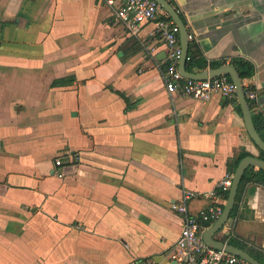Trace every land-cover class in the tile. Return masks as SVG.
Masks as SVG:
<instances>
[{
  "label": "crops",
  "instance_id": "crops-1",
  "mask_svg": "<svg viewBox=\"0 0 264 264\" xmlns=\"http://www.w3.org/2000/svg\"><path fill=\"white\" fill-rule=\"evenodd\" d=\"M170 1L208 61L253 63L241 80L264 134V0ZM166 63L154 24L133 35L104 0H0V264H174L170 204L260 150L236 97L171 96ZM231 216L215 237L264 263V186L246 183Z\"/></svg>",
  "mask_w": 264,
  "mask_h": 264
},
{
  "label": "built area",
  "instance_id": "built-area-1",
  "mask_svg": "<svg viewBox=\"0 0 264 264\" xmlns=\"http://www.w3.org/2000/svg\"><path fill=\"white\" fill-rule=\"evenodd\" d=\"M112 14L129 33L136 35L144 23H153L166 51L167 63L164 69V87L169 95H181L200 101H208L214 94L227 99L236 97V87L226 74L213 78L193 79L184 76L178 69L182 49L179 40V26L168 12L155 0H104ZM188 39L193 37L188 34ZM244 88V87H243ZM250 104L256 92L250 87L244 89ZM264 131V128H263ZM60 165V159H55ZM232 182V173H225L216 188L207 191H183L181 200L170 204V208L182 216L179 234L172 244L168 257L177 264H252L246 259L207 244L203 231L223 212L227 193ZM194 197L210 199L211 202L197 215L188 211V200Z\"/></svg>",
  "mask_w": 264,
  "mask_h": 264
},
{
  "label": "water",
  "instance_id": "water-1",
  "mask_svg": "<svg viewBox=\"0 0 264 264\" xmlns=\"http://www.w3.org/2000/svg\"><path fill=\"white\" fill-rule=\"evenodd\" d=\"M155 1L162 5V7L168 12L169 16L179 26V40L182 49V54L178 66L179 71L184 76L193 79L213 78L221 74L228 75L230 80L234 83L236 87V98L242 113L245 129L254 144L258 147L259 150L264 153V139L261 137L254 124L251 105L245 96L243 83L235 66L231 63H226L216 68H208L200 71H188L186 69V60L188 56L189 47V39L187 37L189 33L187 27L185 26L181 15L178 13L177 9L170 0ZM248 167H255L257 169L263 170L264 172V158H260L259 156L251 154L243 157L239 161L234 172L232 173V182L227 193L223 212L217 220H215L203 231V239L207 244L216 248L223 247L227 251L246 259L252 264H264L247 250L232 245L222 239H217L215 237V233L217 231H222L223 235L228 236L231 233V230L233 229V223L235 219L231 215L236 201L237 190L241 182L242 176ZM253 182L264 186V178L255 179ZM174 264L177 263L174 262Z\"/></svg>",
  "mask_w": 264,
  "mask_h": 264
},
{
  "label": "trees",
  "instance_id": "trees-1",
  "mask_svg": "<svg viewBox=\"0 0 264 264\" xmlns=\"http://www.w3.org/2000/svg\"><path fill=\"white\" fill-rule=\"evenodd\" d=\"M224 62H225V60L208 61L205 58V56L203 55V53L201 52L198 44L193 40L190 41L189 47H188V56H187V60H186V69L188 71H193L194 69L203 70L207 67L216 68ZM230 62L235 66V68L238 71L241 79L248 78V77L253 75L254 65L251 61L244 59V58H232L230 60ZM228 78H229V76H228ZM72 79H73L72 76L55 78L51 82V85L54 86V85H56L58 83H62V82H65V83L71 82ZM244 89L246 90V86H244ZM236 107H237L238 111L241 112L238 104ZM253 121H254V124H255L258 132L260 133L261 137L264 139V134L262 133V131L260 129L261 125L263 124L262 119L259 116H253ZM247 155H251V153L245 149H240V151L235 156L228 159V161L226 163L227 171L230 173H233L237 164L239 163V161ZM259 157L264 158V153L261 150H260ZM259 178H264L263 170L255 169L254 167H248L246 169V171L244 172V174L242 176L241 182L238 186L236 201H235L233 211H232L233 213L238 209V203L240 201V198L242 196V193H243V190H244L246 183H248L249 181H254L255 179H259Z\"/></svg>",
  "mask_w": 264,
  "mask_h": 264
}]
</instances>
